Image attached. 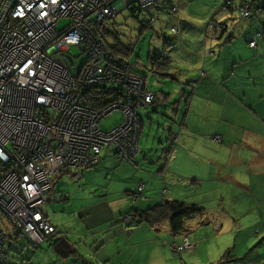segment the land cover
<instances>
[{
	"label": "crops",
	"instance_id": "obj_1",
	"mask_svg": "<svg viewBox=\"0 0 264 264\" xmlns=\"http://www.w3.org/2000/svg\"><path fill=\"white\" fill-rule=\"evenodd\" d=\"M259 1L264 6V0ZM235 3L238 7L240 0ZM236 7L222 11L227 12L224 19L170 21L178 31L182 28L177 37L182 46L198 42L188 48L198 51V55L194 63L190 58L181 60L174 51L170 54L168 76L163 77L171 76L175 69L184 73L195 66L199 68L186 100L184 121L178 119L181 100L175 101L172 109L169 107L168 113L177 120L169 128L168 119L164 121L168 145L162 148L161 157L152 161L139 158L134 164L119 159L114 146L113 153H104L112 148L106 147L98 164L84 176L87 179L96 172L103 173L101 195L88 208L75 211V228L66 224L59 227L62 222L54 220L43 206L45 216L73 246L71 255L75 257L52 255L50 248H46L36 251L43 255L40 261L26 263L8 259L7 251L4 264H175L169 243H182L185 234L195 249L182 254L181 258L185 259L182 263L192 264L190 259L195 257L200 263L210 264L220 260L228 250L234 251L239 237L235 230L242 228L241 219L246 218L248 228L253 231L264 226V37L258 40L256 49L249 43L254 29H262L263 24L260 20L252 23L248 19L241 22L231 19ZM212 20L214 26L210 25ZM218 23L226 31L215 30ZM203 55L205 60L200 68ZM181 63L186 66L184 71L179 66ZM183 94L186 98L188 91ZM160 98L168 101L174 95L159 96L151 104L154 106H149L153 136L158 130L154 132L152 117L162 102ZM139 151L140 139L136 153ZM63 176L58 175L56 181ZM140 182L145 185L146 199L139 198L132 205L131 193ZM172 201L197 204L203 209L186 220L184 234L173 235L166 223L153 226L139 222L128 229L122 222V215L130 210L145 211ZM15 230L11 227L7 232L11 242L9 251L19 237H24ZM47 243L50 247L54 245ZM216 253L219 254L215 258Z\"/></svg>",
	"mask_w": 264,
	"mask_h": 264
},
{
	"label": "built area",
	"instance_id": "obj_2",
	"mask_svg": "<svg viewBox=\"0 0 264 264\" xmlns=\"http://www.w3.org/2000/svg\"><path fill=\"white\" fill-rule=\"evenodd\" d=\"M115 1L0 0V212L37 245L63 236L42 210L57 199L56 177L67 172L80 181L85 168L108 146L134 163L131 156L138 150L142 130L139 111L155 100L146 79L131 74L129 64L115 58L96 31L116 15ZM158 1L136 0L135 13ZM251 14V5L240 10L243 18ZM62 19L72 22L59 30ZM259 36L255 34L251 47H257ZM73 47L86 56L80 67ZM94 87L119 89L131 102L85 107V91ZM116 111L122 113L121 122L103 130L102 121ZM143 189L140 184L132 204ZM132 219L124 217L126 222ZM7 238L0 227V264L7 258ZM192 248L186 239L173 250L178 254Z\"/></svg>",
	"mask_w": 264,
	"mask_h": 264
},
{
	"label": "rangeland",
	"instance_id": "obj_3",
	"mask_svg": "<svg viewBox=\"0 0 264 264\" xmlns=\"http://www.w3.org/2000/svg\"><path fill=\"white\" fill-rule=\"evenodd\" d=\"M226 2L227 0H159L155 7L147 11H142L140 14L135 13L136 15L133 14V8L138 6L136 0H117L114 2V5L119 7L118 11L114 17L106 20L104 26L101 28L102 34H104V27L112 34L105 35V33V41L112 47L116 46L118 41L130 50L128 60L133 64L136 73L147 77V89L149 91L161 97L165 94L174 95V99L168 101H162V98H160L162 102L160 106H157L156 113H154L152 117L155 123L154 132L158 130L157 134L154 136L153 133H150L151 127L148 119L150 115L147 112L151 105H146L145 108H143L144 110L141 109L142 111H139L140 117L145 121V126L144 129L141 130L140 151L136 157V161L139 158L142 159L141 161L147 158L148 161H152L161 157L162 148L168 145L166 142L167 133L163 130L164 121L168 119L169 128L172 122L177 120L176 117L168 113L169 107L172 109L174 104L181 100V113L178 119L183 122L187 112L186 100L188 101L191 93L190 86L192 80H195L198 76L197 72L199 67L195 66L189 71H184L186 68L184 63L179 65L184 73H180L177 69H175L174 73L169 77H163L159 72L151 73L150 55L164 53L166 58L170 59V54L175 51V55L181 56V60H188L190 58L194 63H197L198 51H191L188 48L194 47L198 42L192 45L187 43L186 46H182L181 41L177 40L182 28L178 25L180 30L178 31L175 23L170 21L172 19H224L227 12L222 13L221 10ZM235 5L237 4L234 3L232 5V9L236 7ZM152 18L155 19L154 22H151ZM231 19H239L237 20L238 22L243 20L239 17L237 10L232 13ZM143 22L146 24L149 23L151 27L146 26L144 28V26H142ZM69 23L70 20L62 19L58 23V27L63 28ZM193 26H195V24L192 25V29ZM71 53L76 57L77 65L80 67L86 59V56L81 54V50L78 47H73ZM204 60L205 56L203 55L200 68H202ZM185 74H187V77ZM183 91H188L186 98H184ZM153 106L154 105L151 107ZM121 117L122 113L120 111L113 112L102 121L103 130L109 131L114 128L121 121ZM104 153H113V147L110 148L109 151L107 149ZM146 165L152 166L153 163L146 162ZM103 177V173L96 172L88 176L87 179H85V177L82 178L81 181L73 180L72 176L69 174L63 176L61 179H57L55 182V192L58 193H55L57 199L46 203L44 206L45 210L52 213V218L54 220H60L62 222L59 227H63L66 224L75 228V211L83 207L88 208V205L92 203L95 197L101 195L100 191L104 182ZM188 182H190V180L185 181V183ZM93 183L95 184L93 185ZM60 195L62 196L60 197ZM60 198L61 200H59ZM239 208L243 209V206H239ZM97 210H95V212ZM260 217L263 218L262 215H260ZM241 224L243 225L242 228L235 230L239 232V237L237 238L236 247L232 253L235 258H239V262L233 264H264V226L259 227L260 230L253 231V229L248 228L249 224L246 218L241 219ZM0 227L6 231V233L9 231V228L12 227L6 216L1 212ZM10 243L8 239L6 249L9 255L8 259L10 260L20 259L26 263H29L30 260L40 261L43 255L41 252L36 253V251L46 248H50L52 255H56L54 254L56 253L53 248L54 246L51 245L52 248L47 246V242H43L41 245H35L24 237H19L17 244L9 251L8 246ZM218 254L219 253H216L214 257L216 258ZM220 256L218 258H220ZM70 257H75V255H71ZM175 257H177L175 259L173 258V261L176 262L175 264H183L182 260L185 262V259L180 256ZM190 260L193 262L192 264H203L195 257Z\"/></svg>",
	"mask_w": 264,
	"mask_h": 264
},
{
	"label": "trees",
	"instance_id": "obj_4",
	"mask_svg": "<svg viewBox=\"0 0 264 264\" xmlns=\"http://www.w3.org/2000/svg\"><path fill=\"white\" fill-rule=\"evenodd\" d=\"M234 3H235V1L227 0L225 5L222 7L221 12L222 11H229L230 9H232V7H233L232 5ZM239 4L240 5H238V7H236L237 8L236 10L238 11V15H239V17L241 19H248L252 23H254L255 20H260V23L263 24V28L262 29L256 28L252 32L253 36L251 37L250 42L254 39L255 34L258 33V34H260V36L257 38V44H258V40H260L261 38L264 37V6L261 5L259 0H240ZM137 5H138V3H137ZM246 5H251L252 14L249 17H247V18H243L240 15V10H242ZM136 8H137V6L133 8V14L134 15H136L135 14ZM147 10H144V11H147ZM68 20H70L69 24H71L72 20L71 19H68ZM154 20L155 19L152 18L151 22H154ZM212 22H214V20L211 21L210 25L214 26V24ZM142 24H143L142 26H144V28L146 26L147 27H151V25L149 23L146 24L145 22H143ZM218 24H221V23H218ZM68 25L64 26L63 28L68 27ZM103 26H104V23L99 25V29L98 30L96 29V31L103 37L105 44L109 48H111L115 58L123 60L126 63H128L129 66H130L129 72L131 74L136 75V76H141V77L145 78L146 81H147V77H145L144 75H140V74H138V73H136L134 71L133 64L128 60V57H129V54H130V50L125 45H123L122 43H120L118 41L116 43V46H113V47L109 46L107 44V42L105 41L104 34L105 33H106L105 35H112V34L105 27L103 28V33L104 34H102L101 28ZM57 27H58V25H57ZM63 28H59L58 27L59 30H63ZM214 29L218 30L217 27H214ZM218 31L219 32H224L226 30L220 29ZM257 47H258V45H257ZM257 47H255V49ZM252 48H254V47H252ZM150 62H151V66H150L151 73L159 72L162 76H168V70L170 69L172 61H171V59L166 58V55H164V53L150 55ZM155 95H156L155 96V100L151 104H154L159 98L156 93H155ZM130 98L131 97L129 95L125 96V94L122 93V91L119 90V89H117V90H114V89L109 90V89H106V88L94 87V88H91V89H88V90L85 91L84 99L82 101H83V104H84L85 107L87 106V107H89L91 109H103V108L107 107L108 105H110L112 102L118 101V100H122V102L129 103V102H131ZM151 104H149V105H151ZM162 110H164V109H162ZM121 120H122V118H121ZM140 121H141L142 126H143V120H142L141 117H140ZM138 147H139V144H138ZM114 148L116 149V154H117L118 158L122 159L119 156V150L115 146H114ZM137 154L138 153H136L134 156H131V159L134 162V164L136 163ZM101 155H102V153L100 154L99 160L101 159ZM99 160L94 165H91V166H88V167L85 168V170L82 173L83 177H84V172L86 170L94 167L96 164H98ZM61 174L62 175H68L67 172H62ZM140 184H143V183L140 182V183L137 184L136 189L131 193V199H132L133 195H135L137 193V190H139V185ZM143 186H144V189L141 192V195L139 197H137L136 200H138L139 198L140 199H146V197H145V185L143 184ZM54 189H55V187H54ZM54 189H53V194H55L54 193ZM131 203H132V201H131ZM135 203H133L132 205H135ZM42 210H43V208H42ZM202 210H203L202 207H200L199 205L187 203V202H184V201H172V202H168V203L161 202V204H159L157 206H154L152 208L146 209L145 211L130 210L127 213H124L122 215V222L128 229L134 224H139V222H147V223H149V224H151L153 226H162L163 224L166 223V224H168L171 233L173 235L177 236L179 234L180 235L184 234L187 231L186 220L188 218H190L191 216L200 214L202 212ZM126 215H132L133 219L130 220L129 222H126L124 220V217ZM44 216H45V214H44ZM236 227L239 228L238 225H236ZM20 235L22 236L21 232H20ZM186 239L193 244V248L192 249H188V250H183V251L179 252L178 254H175L174 250H173V247L176 246V245L184 244ZM169 247L171 249L173 257H175V256H180L181 257L184 252L191 251V250L195 249V244L189 239L187 234H185V235H183L182 243H179V242H176V241H172V242L169 243ZM232 253H233L232 250H228L227 252H225L223 254V256L220 258V260H218L216 263H210V264H233L235 262H239V258H235V256ZM175 258H177V257H175Z\"/></svg>",
	"mask_w": 264,
	"mask_h": 264
},
{
	"label": "water",
	"instance_id": "obj_5",
	"mask_svg": "<svg viewBox=\"0 0 264 264\" xmlns=\"http://www.w3.org/2000/svg\"><path fill=\"white\" fill-rule=\"evenodd\" d=\"M54 251L63 258H67L73 251V246L66 238H62L53 245Z\"/></svg>",
	"mask_w": 264,
	"mask_h": 264
},
{
	"label": "clouds",
	"instance_id": "obj_6",
	"mask_svg": "<svg viewBox=\"0 0 264 264\" xmlns=\"http://www.w3.org/2000/svg\"><path fill=\"white\" fill-rule=\"evenodd\" d=\"M68 174V173H67ZM70 175V174H69ZM83 178V177H82ZM82 180V179H81ZM19 232V231H18ZM20 233V232H19ZM7 236H8V233H7ZM64 236H62L60 239H62ZM28 239V238H27ZM59 239V240H60ZM29 240V239H28ZM58 240V241H59ZM7 241H8V238H7ZM30 241V240H29ZM32 244H34L32 241H30ZM45 242H52V241H45ZM53 243H56V242H53ZM35 245H37V244H35ZM40 245V244H39Z\"/></svg>",
	"mask_w": 264,
	"mask_h": 264
}]
</instances>
